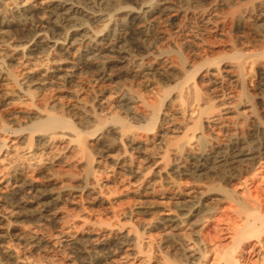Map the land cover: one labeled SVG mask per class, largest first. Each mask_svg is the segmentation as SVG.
I'll use <instances>...</instances> for the list:
<instances>
[{
	"label": "bare ground",
	"instance_id": "bare-ground-1",
	"mask_svg": "<svg viewBox=\"0 0 264 264\" xmlns=\"http://www.w3.org/2000/svg\"><path fill=\"white\" fill-rule=\"evenodd\" d=\"M0 42V264H264V0H0Z\"/></svg>",
	"mask_w": 264,
	"mask_h": 264
},
{
	"label": "rangeland",
	"instance_id": "rangeland-1",
	"mask_svg": "<svg viewBox=\"0 0 264 264\" xmlns=\"http://www.w3.org/2000/svg\"><path fill=\"white\" fill-rule=\"evenodd\" d=\"M173 42L175 41V40H172ZM176 41H179V42H176ZM176 43L178 44V45H180V40H178V39H176ZM4 43V44H3ZM172 42L171 41H166V40H160V41H158L156 44H155V46L158 48V49H166V48H168V47H170V46H172V44H171ZM167 44V45H166ZM7 44L5 43V42H0V47L1 48H4V49H8V51H10L9 50V47L8 46H6ZM170 45V46H169ZM168 46V47H167ZM14 57L15 58H17V55H14ZM173 56L172 55H170V57H169V61L170 62H172L173 61V58H172ZM247 69V70H246ZM255 70H257L256 69V67H254V66H247V67H245L244 68V72H243V75H244V80H245V84L247 85V90H248V95L250 94L251 96V98L249 97L248 98V101H246V103L247 104H249V105H251L252 106V112L249 114L250 115V118H249V123H248V127H249V131L251 130V129H253V122H254V118L253 117H258L257 118V120H259L262 124H263V126H264V92L262 93V96L260 97V95L258 96V92L260 91V89H259V86H260V79H258V78H260L259 76H258V73L255 71ZM256 84V85H255ZM225 89H226V91H230L231 93H235V94H237V92L239 91V87L238 86H236V85H233V83H229V85L228 84H226L225 85ZM257 97H256V96ZM256 97V98H255ZM253 100V101H252ZM258 100V101H257ZM262 100V101H261ZM260 102V103H259ZM254 108V109H253ZM257 115V116H256ZM255 118V119H256ZM251 121V122H250ZM251 125V126H250ZM262 170V169H261ZM264 172V171H263ZM237 184V185H236ZM236 184H234L233 185V187L238 191V192H240V193H242L244 190H245V188L241 185H239L238 183H236ZM260 184V183H259ZM263 184V183H262ZM252 185V184H251ZM251 185H249V187H250V190L253 192V193H255L254 191H256V185H258V183H255V184H253L252 186ZM119 188H121V187H118L117 188V192H116V194L117 195H119V193H121V191H122V189L120 190ZM261 188H262V186H261ZM118 189L120 190V192L118 191ZM262 190V189H261ZM119 192V193H118ZM245 192V191H244ZM115 194V195H116ZM125 198V197H124ZM121 199V200H120ZM127 201H126V200ZM124 200L122 199V198H119V199H117L118 200V204H116L115 205V203H117V200L115 201V203H114V206H116V207H114V209L116 210H119V209H123V208H125V206H122V205H129L130 203H132V202H130L129 203V199L130 198H125ZM121 203H120V202ZM120 203V204H119ZM129 203V204H128ZM118 205H119V207L120 208H118ZM121 205V206H120ZM130 205H133V203L132 204H130ZM121 207H123V208H121ZM225 207V208H224ZM229 207V203L228 202H226V203H223V205H222V209H221V211L220 212H218V213H216L215 215H214V217H212V219H210V221H209V224L206 226V227H204V228H202V234H204V233H208L209 235H213V234H215V232H216V228L218 227V226H220V227H223V226H225L224 224H226L225 222H228V221H222L223 219H225V214H224V216H223V214H222V210H224V209H226V208H228ZM66 210L68 211L69 209L68 208H66ZM72 209H70L69 211H71ZM73 211V210H72ZM94 212H96V214L98 213L100 216L101 215H103L104 216V212L102 213V211H94ZM94 212L92 213L94 216L96 215V214H94ZM216 218V219H215ZM226 219H227V217H226ZM218 221V222H217ZM218 225V226H217ZM204 229V230H203ZM215 230V231H214ZM148 232V233H147ZM146 233H145V237L147 238L148 237V239H144V240H146V242H145V248L146 247H149V245H150V247L151 248H153L152 250H154V253L153 254H159V248L157 247V240L158 239H160V237H161V233H160V231H159V229L157 230V229H152V230H150V231H147ZM214 236V235H213ZM227 235H223V237H222V240H221V242L225 245V244H228L229 243V239H227V238H224V237H226ZM149 237H150V239L152 240V242L150 241V239H149ZM154 238V239H153ZM224 238V239H223ZM157 239V240H156ZM226 240V241H225ZM255 241V242H254ZM149 242V243H148ZM151 242V243H150ZM156 242V243H155ZM225 242V243H224ZM251 243H250V246L247 248V250L250 252V254H247V256H245V259H246V261H247V259L249 258L250 259V262L248 263V264H257L256 262H257V260H259L260 258H261V256H262V254H260V252H261V250H260V248H259V244L256 242V240L255 239H252L251 241H250ZM147 244H149L148 246H147ZM152 244H153V246H152ZM155 245V246H154ZM158 248V249H157ZM146 249H148V248H146ZM28 250L27 249H25L24 247H23V245L22 244H19V246H17L16 247V257H17V259H19V263H21V264H39V263H41V261H42V259H43V257H42V255H41V257H39L40 255L39 254H37V253H29V251L27 252ZM104 255V254H103ZM250 255V256H249ZM261 255V256H260ZM105 256V255H104ZM43 261H44V259H43ZM42 261V262H43ZM254 262V263H253Z\"/></svg>",
	"mask_w": 264,
	"mask_h": 264
}]
</instances>
